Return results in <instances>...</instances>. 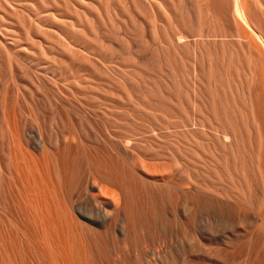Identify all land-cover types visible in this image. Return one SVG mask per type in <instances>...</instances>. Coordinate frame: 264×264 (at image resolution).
<instances>
[{
    "label": "rangeland",
    "instance_id": "rangeland-1",
    "mask_svg": "<svg viewBox=\"0 0 264 264\" xmlns=\"http://www.w3.org/2000/svg\"><path fill=\"white\" fill-rule=\"evenodd\" d=\"M245 1L246 23L235 0H0V115L15 112L44 141L70 125L71 146L79 137L88 154L105 148L102 133L131 138L137 168L166 164V179L222 192L238 207L232 214L243 219L230 223L215 204L204 220L218 240L196 264H264V0ZM0 205L3 220L20 219L24 230L19 210ZM188 205H167L164 214L186 220ZM3 220L0 234L12 241L18 233ZM184 235L176 237L186 245ZM168 249V239L155 247Z\"/></svg>",
    "mask_w": 264,
    "mask_h": 264
},
{
    "label": "bare ground",
    "instance_id": "bare-ground-1",
    "mask_svg": "<svg viewBox=\"0 0 264 264\" xmlns=\"http://www.w3.org/2000/svg\"><path fill=\"white\" fill-rule=\"evenodd\" d=\"M243 1L245 0H235L233 3L235 14L246 23L249 16ZM40 83H43L42 80ZM44 101L47 102L46 99ZM49 104L51 106V103ZM11 112L12 115H9L5 109L0 115V204L8 201L16 207L17 213L20 212L23 216L21 222L24 220V225L21 226L24 230L17 226L20 219H15L18 221H15V225L7 215L9 221L12 220L15 225V228L10 226V230L8 227L12 222L8 225V219L3 220L2 214L0 219L3 224L8 225V232L18 233V242H23L24 246L14 241L17 235H14L15 239L11 237L12 242L8 237L10 235L0 234V250L4 255L1 254L0 264H196V261L202 259L203 252L208 253L206 250L202 252L203 248L206 249L209 243H217L218 240L216 234L219 232L214 229L215 226L204 220L209 214H214L215 204H218L217 216L226 222L235 221V217L241 216L240 213L237 216L232 214L238 207L233 208L229 204V208L226 205L229 201L219 198L222 192H219L217 197L215 193L210 195L197 190V187H193L196 182L190 177L187 182H195L193 186H190L192 183L182 186L174 178L166 179L163 176V172H167L164 171L166 164L150 165L148 162L150 166H147L146 162L151 172H147L143 167L142 170L141 167L138 169L129 159V153L133 152L129 145L131 138L122 137L123 139L118 140L102 133L107 145L103 149L92 147L93 153L88 154L86 148H81L82 144L83 147L85 145L80 143L79 137L78 145L71 146V140H68L65 132H74L76 129L70 125L65 128L60 125V130H56L53 140L48 139V142L42 138L40 129L34 132L31 127L26 128V123L23 124L16 113ZM36 120L34 118L32 121ZM196 125L193 119L192 128ZM80 130L82 129H79L78 133ZM72 138L74 140L75 136ZM116 155L122 156L120 163ZM4 178L8 179V184ZM95 187H98L97 192L93 190ZM180 201L190 205L186 217L188 219L181 220L176 217L172 221L164 214L165 207L175 206ZM226 206L229 208L227 212ZM12 217L16 216L13 214ZM202 220L206 225L202 224ZM232 221L230 223H234ZM236 225L239 228L238 224ZM204 227L206 236H202L205 233L202 230ZM199 230L202 235L200 232L198 234ZM178 232L186 233V236L188 234V239L184 235L188 240L185 241L186 245L183 242L185 239H177ZM166 239L169 249L158 253L155 247ZM148 241L152 244L151 251L147 250ZM185 250L191 254L187 255ZM173 251H179L182 255H175ZM27 255H32L30 259L37 257V263L32 259L33 262L25 261ZM177 255L182 257L179 261Z\"/></svg>",
    "mask_w": 264,
    "mask_h": 264
}]
</instances>
